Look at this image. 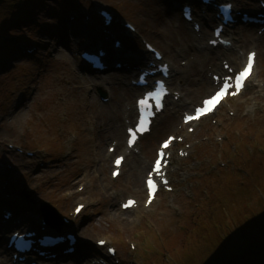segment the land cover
Returning <instances> with one entry per match:
<instances>
[{"label": "rangeland", "instance_id": "374dc122", "mask_svg": "<svg viewBox=\"0 0 264 264\" xmlns=\"http://www.w3.org/2000/svg\"><path fill=\"white\" fill-rule=\"evenodd\" d=\"M245 1L234 3L239 9L254 7ZM98 7L112 10L115 17L136 27L139 37L122 41L125 54L130 49L138 54L143 38L177 66L174 83L181 79L183 90L192 92L184 98V109L208 92L199 84L213 71L212 61L197 62L196 51L186 45L193 42L189 24L183 22L178 8L164 0H38L25 7L23 23L17 20L0 31V48L7 50L0 59V139L14 145L0 151V216L6 206L21 220L19 225L37 228L35 218L41 221L42 215L39 204L47 203L71 219L62 229L78 237L82 264L97 252L105 253L107 245L116 249L108 264H209L221 255L230 240L227 235L238 240L241 228L264 225V36L253 41L259 26L233 29L237 47L256 50L253 76L239 96L195 123L192 132L187 127L176 129L184 109L172 116L174 107L167 105L135 153L145 161L138 190L128 172V158L117 178L109 174L111 157L106 147L117 145L124 136L122 129L121 139L109 134L107 113L112 106L118 112L126 102L121 86L85 88L83 83L67 86L60 81L64 76L73 79L80 67L78 56L72 62L71 51L93 48L103 40L101 20L93 18ZM89 15L88 20L83 17ZM117 28L120 25L111 26ZM216 64L220 67L219 59ZM113 73L115 83L128 85L124 71ZM258 87L261 98L255 106L251 98ZM167 133L184 137L174 143L169 163L173 191L162 190L149 207L141 202L132 211H120L119 202L125 197L144 198L145 171ZM176 148L187 155L178 156ZM100 153L108 154L107 165L100 161ZM77 203L84 207L75 217ZM51 218L60 227L58 219ZM1 231L3 246L5 230ZM98 238L106 240L105 246H96Z\"/></svg>", "mask_w": 264, "mask_h": 264}, {"label": "bare ground", "instance_id": "6f19581e", "mask_svg": "<svg viewBox=\"0 0 264 264\" xmlns=\"http://www.w3.org/2000/svg\"><path fill=\"white\" fill-rule=\"evenodd\" d=\"M207 20H208V22H211L212 21L211 18L210 19H207ZM201 30H202V28H201ZM203 34L204 35L209 34V26H208V28H206V29L204 28L203 29L202 35ZM114 35L115 36H118L121 41L125 42V38L126 37L123 36V35H120L119 32L115 31L114 32ZM202 35H200V36H198V35L197 36H193L192 35V37H193V39L195 41V44H193L194 41L192 42L191 46L189 44H186L188 46V49L196 51V56L194 55V57L195 58H200L199 60H197L198 63H205V62H209L211 60L212 62H209V64H212L217 69L218 67L215 64V59L221 57L222 60H223L227 56H230L229 57V60H230V62L232 64V65H230V67H232V66H238L240 64V56L239 55H236L234 53V51H237L238 52V50L241 49L240 47H236L237 46L236 45V42H233V44H231L228 47H219L218 46V48L220 50H215V51H212L210 53L209 52H204V51H210L211 49H214V48H211V47L207 46V43H206L207 40H205V42H203L204 38L202 37ZM105 36H108L109 37L108 34H105ZM226 37H227V39H229L231 41V39H232L231 37H229L228 35H226ZM107 39H109V38H106V39H104L102 41L99 40V44L98 45L100 47L102 46V47H105L106 48V50L108 51L107 54H106V60L109 63H111L113 61L114 56L117 55V54H120L121 50L108 48L105 45V41ZM87 45L89 46L90 43H88ZM209 55L212 56V57H210ZM138 56H140V63H141V65L145 64V62H143V59L145 60L144 55L141 54V53H139ZM71 60H72V62L73 61H75V62L77 61L73 55H72ZM133 60H134L133 58H128L125 61L123 60V62H127V64H134V65L138 63V61H133ZM226 63H227V61H226ZM171 65L174 66L173 63ZM171 65L169 67H170V71L172 72L173 71V67ZM221 65H222V63H221ZM81 66L84 69H86L87 71H82L83 69L81 67H79L80 69L79 68L77 69V72H75L76 75L74 76L73 79L69 80L66 76H64L63 78L60 79V81H63V83H65L67 86L68 85H71L73 83H78V84L83 83L84 85L86 84L85 88L88 87V86H103L104 84H106V85L109 84L110 85L109 86L110 89L112 87H114V86L115 87L121 86L120 87L122 89V93H121L122 94V97L121 98L124 99V100H126V102L127 101L129 102L130 99H131L132 93H135L138 90L137 87H135V86H133L131 84L130 85H126V84L123 85V83H121L119 80H118V83H115L114 81L116 80V76H112V75H114V73L109 74V76H103V75L102 76L101 75H98V76L95 75V76H93L92 74H90V71H93L90 67H88L85 64H81ZM108 67H110V65H108ZM120 69H122V67ZM120 71H124V70L122 69ZM127 73L128 72H124L123 74L126 75ZM179 73H181V72H179ZM214 73L217 74V72H214ZM97 77H100V78L99 79H96ZM248 81H249V79L245 83H247ZM199 86H200V88H209V87L212 86V82L211 81L208 82L205 79L203 82H201L199 84ZM198 88L199 87H196V89H198ZM172 90H176L179 93V98L176 101H173L172 99L169 100V104H172V105H174L176 107L175 113H177L179 110H181L182 108H185L186 107V101L184 100V98H185L186 95H189L192 92L190 90L184 91L182 87H179L178 89L177 88H174ZM254 93L255 94L252 96L251 100H253V105L256 106V104H257L256 101L258 102L259 99L261 98V96L259 94L260 93L259 87H258V89L255 90ZM183 96H184V98H183ZM92 101H94V98H92ZM191 101H192V99H191ZM223 101L224 100H221L220 103L216 106V108ZM193 105H195V103L193 104V102H192V106ZM98 106L100 108H102L103 107V104L98 103ZM123 109H124L123 110V113L126 115L125 118L130 117L131 114H132V112H133V110H134V108L131 107V106L129 108H127V104L123 107ZM249 110H251V108H248L246 111H249ZM107 116H108V119L111 122L110 131H108L109 134H112L114 137H116L118 139H121V127H122L121 122H122V116H121L120 111L116 112V107L115 106H112V108L109 109V112L107 113ZM201 119L202 118H200L198 121H200ZM180 125H182L181 122H180ZM144 135L145 134H143V136ZM119 142L116 145V148L118 147L119 149H121V146H120L121 143H119ZM5 145H6V143L0 139V151L1 150H4ZM13 147H14V145H13ZM9 150H11V149H9ZM123 152L126 153L125 150ZM119 154H121V153H119ZM99 158H100V161L102 162L103 165H107L108 157L105 154L100 153ZM128 160H129V168H128L129 171L128 172H129L130 176L132 177L133 183L135 182L137 189L140 190V188H139L140 186H138V184H137V182H138V179L137 178H138V175L141 173L142 169L145 166V161L139 160L137 158V156L134 155L133 153L130 154ZM119 210L121 211V209H119ZM125 211L129 212L130 209L125 210ZM22 212H24V211H22ZM119 217L122 218V213H120ZM36 219L39 220V218H35V220ZM30 220H31V218H30ZM35 222H38V221H35ZM83 229H85V228H82V230ZM1 230L2 229H0V238L2 237V234H3V232ZM98 239L100 240L101 238H98ZM0 242H1V239H0ZM63 244H65V243H62L60 245V248L63 246ZM78 247H79V244L76 242L75 243V248H78ZM8 252L9 251H8V249L5 248V246H3V247L0 246V258H2L3 264H6L10 260V259L8 260ZM69 255L71 256L70 253H61V256H64V257L65 256H69Z\"/></svg>", "mask_w": 264, "mask_h": 264}, {"label": "trees", "instance_id": "16d2710c", "mask_svg": "<svg viewBox=\"0 0 264 264\" xmlns=\"http://www.w3.org/2000/svg\"><path fill=\"white\" fill-rule=\"evenodd\" d=\"M37 1L0 0V31L5 30L7 26H14L17 20L23 23L21 16L24 8L31 7L32 3L35 4ZM4 46L6 47V44ZM5 52L6 48L1 47L0 54ZM262 225L263 223L252 229L241 228L242 235L238 240L233 235H227L225 238L229 237L230 240L219 252L221 255L212 259L209 264H264V225ZM193 238L195 236H191V239Z\"/></svg>", "mask_w": 264, "mask_h": 264}, {"label": "snow or ice", "instance_id": "6c2138e0", "mask_svg": "<svg viewBox=\"0 0 264 264\" xmlns=\"http://www.w3.org/2000/svg\"><path fill=\"white\" fill-rule=\"evenodd\" d=\"M185 15H188L187 12H185ZM217 35H219V33H216ZM254 53L249 54L248 56V60H247V65L238 73L234 76V83L232 82V79L229 80H225L220 89L213 95L211 96V98L204 100L203 102V106L199 107L195 110V116H186L185 118V122H189L192 121L194 119H199L201 116H204L210 112H212L216 106L220 103V101L222 99H224V97L228 94H231L233 96L239 94V92L241 91V89L244 87L245 85V81L249 78V76L251 75L252 72V68H253V59H254ZM163 88V85H160V89ZM158 89L152 93H149L148 96L151 99H154L156 101V108L157 110H159L162 105L160 103L161 101V97L163 95V92ZM229 89H232V91L229 93ZM139 106H140V111L141 113H144L149 105V100L148 99H141L139 102ZM150 114V113H149ZM147 124H148V120L146 118V116L142 115L140 118V127L138 129V131L143 132L146 130L147 128ZM136 139V135L135 133L132 134V139L129 140V146H132L133 141ZM173 138H170L169 141H166L163 144V148L167 149L169 147V144L171 143V140ZM160 156L163 157L164 153L161 152ZM121 159L122 158H118L116 160V165L118 166L121 163ZM154 170L156 173H159L161 170V159H157L155 161V166H154ZM113 175H117V173H113ZM165 183H167L165 181ZM147 186H148V196H149V200L148 203H151L152 201V197L156 191V184L154 183L153 179L151 178V176H149L148 180H147ZM135 202L132 200H129L124 207H130L134 204ZM80 211V208H77V212ZM101 244H103V241H100Z\"/></svg>", "mask_w": 264, "mask_h": 264}, {"label": "water", "instance_id": "95a60500", "mask_svg": "<svg viewBox=\"0 0 264 264\" xmlns=\"http://www.w3.org/2000/svg\"><path fill=\"white\" fill-rule=\"evenodd\" d=\"M42 207H44V209H46V210L50 211V208H49V207H47L45 204H42Z\"/></svg>", "mask_w": 264, "mask_h": 264}]
</instances>
